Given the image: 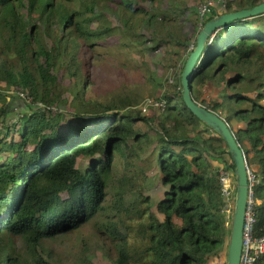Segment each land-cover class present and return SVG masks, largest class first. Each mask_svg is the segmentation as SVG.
<instances>
[{
  "label": "trees",
  "instance_id": "obj_1",
  "mask_svg": "<svg viewBox=\"0 0 264 264\" xmlns=\"http://www.w3.org/2000/svg\"><path fill=\"white\" fill-rule=\"evenodd\" d=\"M203 1L0 0V264L225 258L231 226L216 167L235 164L186 106L181 76L216 1L226 14L264 0H208L205 21ZM120 67L138 78L118 77ZM150 84L160 106L144 112ZM190 94L226 122L252 169L263 237L264 14L219 30ZM21 95L26 114L6 122L9 98ZM91 222L98 241L83 240L69 263L48 245Z\"/></svg>",
  "mask_w": 264,
  "mask_h": 264
},
{
  "label": "water",
  "instance_id": "obj_2",
  "mask_svg": "<svg viewBox=\"0 0 264 264\" xmlns=\"http://www.w3.org/2000/svg\"><path fill=\"white\" fill-rule=\"evenodd\" d=\"M260 14H264V3L250 9L216 15L200 32L197 38L196 48L188 58L181 76L183 99L186 106L196 118L212 128L223 138L228 146V153L235 164V205L228 244L227 264H240L241 260L243 228L249 193L248 166L246 164L244 154L226 122L217 114L206 110L192 100L190 94L191 76L197 69L199 61L204 56L207 48L210 46L217 34H219V30L230 22L248 19Z\"/></svg>",
  "mask_w": 264,
  "mask_h": 264
},
{
  "label": "rangeland",
  "instance_id": "obj_3",
  "mask_svg": "<svg viewBox=\"0 0 264 264\" xmlns=\"http://www.w3.org/2000/svg\"><path fill=\"white\" fill-rule=\"evenodd\" d=\"M218 2H221V1H216L215 11H217L218 14L222 15V14H224L223 13L224 9L220 3H219V5H217ZM201 18L204 21L208 19L207 17H201ZM99 52H100L101 57L104 60L108 61V62H105L106 64L104 66V69L106 71H108V70L112 71L111 64L109 62L114 61V58L112 56H109V49L108 48H99ZM147 60H149V59H147ZM133 71H134V68H132V67L128 68V70L124 67H120L116 71V74L118 75V77L124 76L127 79L135 80L136 78H138V76H132L131 72H133ZM109 77H111V76H105V78L109 79V80L119 79V78H109ZM145 94L147 95L146 99L150 100L151 98L155 97V95L157 94V91L155 90L153 85L150 84V85L145 86ZM147 100H145L144 108H145ZM150 101H152V100H150ZM27 102H29V101L26 99H23L22 96L10 97L9 101H8L9 112L7 113L5 121L9 123V122L14 121L18 116L26 114L25 112L29 108ZM146 111H147V108H146ZM233 213H234V210H233L232 214L230 215V218L228 219L230 226L232 225V222H233ZM230 232H231V229H230ZM83 240H87L90 243V246L94 245L98 241V235L95 232V223L94 222L89 223L88 225L83 227L78 232H75V233H72V234H69L66 236L58 237V238H56L55 241L48 243V245L50 244L51 246L55 247L58 251H60L62 260H64L65 263H69L74 258L76 252L79 249V245ZM228 244H229V242H228ZM17 246L22 247V243L19 240L17 241ZM98 256H99V264H112L108 259H106L102 255V253H99ZM213 264H227L226 250H225V258L219 259V260L215 261Z\"/></svg>",
  "mask_w": 264,
  "mask_h": 264
},
{
  "label": "built area",
  "instance_id": "obj_4",
  "mask_svg": "<svg viewBox=\"0 0 264 264\" xmlns=\"http://www.w3.org/2000/svg\"><path fill=\"white\" fill-rule=\"evenodd\" d=\"M213 1L205 0L199 6V14L201 17H208L211 9L214 7ZM22 96V95H21ZM159 107L157 103H153L147 100L145 108ZM1 129V125H0ZM217 173L219 178V187L221 197L224 203V211L227 214V218H230L234 210L235 205V192H236V177L235 171L231 168L223 166H217ZM248 180H249V193L245 212V221L243 228V247L240 264H261L259 260L264 257V236L261 238L254 237V226L256 223V218L254 216V208L256 205L254 199L253 186L256 184L255 175L251 168H248Z\"/></svg>",
  "mask_w": 264,
  "mask_h": 264
}]
</instances>
